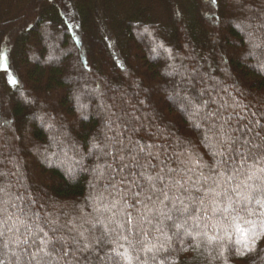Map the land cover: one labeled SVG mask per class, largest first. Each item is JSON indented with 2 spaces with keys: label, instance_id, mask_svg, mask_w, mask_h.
<instances>
[{
  "label": "trees",
  "instance_id": "trees-1",
  "mask_svg": "<svg viewBox=\"0 0 264 264\" xmlns=\"http://www.w3.org/2000/svg\"><path fill=\"white\" fill-rule=\"evenodd\" d=\"M261 25L264 0H0V54L6 58L0 69L6 62L8 76L17 81L9 83L0 70V138H20L11 142L19 148L29 191L37 197L36 209L51 211V199L64 205L58 211L91 212L88 198L102 188L90 187L89 170L96 161L87 151L93 137L103 140L105 121H116L123 112H163L211 164L208 150L178 110L180 98L215 85L214 97L217 92L225 95L222 88L227 87L254 110L264 107V48L250 50L245 36L252 32L257 42L264 41ZM222 45L229 51L225 59ZM34 54L38 58L33 60ZM228 71L235 74L225 79ZM174 80L182 87L172 86ZM157 91L161 95L155 97ZM141 99L145 105L137 103ZM2 115L11 117L9 125ZM30 116L34 120L28 122ZM15 118L25 127L18 135L13 132ZM49 123L54 132L47 129ZM45 156L55 164L37 161ZM84 160L88 170L80 166ZM250 219L253 224L240 221L242 231L230 229L231 239L222 242L228 264H264V235L256 238L264 232L262 221ZM121 243L125 247L120 251L138 254L115 239L100 255ZM175 247L178 264H209L204 256L190 259L193 253L181 251L180 244ZM103 264L113 262L105 259Z\"/></svg>",
  "mask_w": 264,
  "mask_h": 264
},
{
  "label": "snow or ice",
  "instance_id": "snow-or-ice-1",
  "mask_svg": "<svg viewBox=\"0 0 264 264\" xmlns=\"http://www.w3.org/2000/svg\"><path fill=\"white\" fill-rule=\"evenodd\" d=\"M245 36L250 50L264 48L252 32ZM0 70L17 83L6 62ZM189 84L195 88L191 79ZM214 87L184 94L178 107L211 164L163 112L141 116L133 110L107 119L103 140L93 137L89 149L96 161L90 187L102 190L89 196L87 213L58 211L64 205L51 199V211L37 210L19 148L11 142L20 138H0V264H178L176 244L194 261L204 256L209 264H228L222 242L231 239L230 229L241 232L239 222L253 224L250 217L261 219L264 228V107L254 110L227 87L214 97ZM114 238L138 254L120 251L121 243L101 256Z\"/></svg>",
  "mask_w": 264,
  "mask_h": 264
},
{
  "label": "rangeland",
  "instance_id": "rangeland-1",
  "mask_svg": "<svg viewBox=\"0 0 264 264\" xmlns=\"http://www.w3.org/2000/svg\"><path fill=\"white\" fill-rule=\"evenodd\" d=\"M248 2H255V0H247ZM217 30H218V32H221V34H222V36H225L224 35V33H223V29L221 30L219 27L217 28ZM48 40L50 41V37L48 38ZM87 49H86V51H88V47H86ZM222 48H223V50H224V52H223V58L225 59V58H227V56H228V53H229V51L228 50H225L224 49V47H223V45H222ZM37 54H34L33 55V60L34 59H37L38 58V56H36ZM3 66V65H2ZM146 71H147V73L149 74V70H147L146 69ZM229 72V71H228ZM227 72V75L226 74H224L223 76H224V78L225 79H228L229 78V76H232V75H234L235 74V72H229L228 73ZM170 78V77H169ZM167 82H168V78H167ZM170 83V82H169ZM171 85V84H170ZM179 86L180 85V82H178L177 80H174V81H172V86ZM181 87H182V85H180ZM161 95V93L160 92H155V94H154V96L155 97H158V96H160ZM29 101H30V99H28ZM2 118L6 121V123H5V125H7V123H8V125H9V123H11V117L9 118L8 117V119L6 120V116L5 115H2ZM14 119V118H13ZM27 120H28V122H31V121H33L34 119H33V117H27ZM40 120H45L44 119V115L42 114L41 115V118H40ZM21 122L22 121H20L18 118H15V122H13V124H12V126H13V132L16 134V135H18V134H20V133H22V132H24V130H25V127H24V125L23 124H21ZM47 123V121H45V124ZM4 129V128H3ZM47 129H49L51 132H54V127L53 128H49V127H47ZM2 131H4V133H5V135L7 134L8 136L10 135V133H9V131H7V129H5V130H2ZM3 133V132H2ZM4 133H3V135H4ZM90 149V148H89ZM26 151H28V148H26ZM87 153L89 154V151H87ZM86 153V154H87ZM47 157V158H46ZM37 161H39L41 164H55V162H54V160H53V158L52 157H49V156H45V157H42V158H38L37 159ZM60 163H62V161L60 162ZM72 163V162H71ZM88 165V163L86 162V160H84V162H81V167L83 168V169H89V167L87 166ZM70 167L71 168H73V171H72V173L73 172H75L76 171V165L74 164H72V165H70ZM72 173L71 172H69V175L71 174L72 175ZM189 223H191V222H189ZM120 264H122V263H120ZM128 264V263H127Z\"/></svg>",
  "mask_w": 264,
  "mask_h": 264
}]
</instances>
